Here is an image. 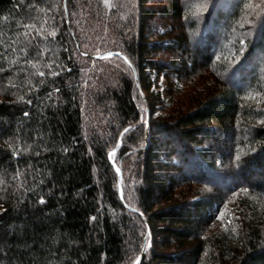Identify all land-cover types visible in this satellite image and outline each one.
Masks as SVG:
<instances>
[{"label":"trees","instance_id":"trees-1","mask_svg":"<svg viewBox=\"0 0 264 264\" xmlns=\"http://www.w3.org/2000/svg\"><path fill=\"white\" fill-rule=\"evenodd\" d=\"M261 52L264 0H0V264H264Z\"/></svg>","mask_w":264,"mask_h":264},{"label":"rangeland","instance_id":"rangeland-1","mask_svg":"<svg viewBox=\"0 0 264 264\" xmlns=\"http://www.w3.org/2000/svg\"><path fill=\"white\" fill-rule=\"evenodd\" d=\"M149 5L150 6H148V7H157V3H155V2H151V3H149ZM171 21V19H169V22ZM154 25V24H153ZM152 25V26H153ZM189 44H190V50L192 51V49H193V44H192V41L191 42H189ZM262 59L263 58V60H264V55H263V53L261 52V53H259V55H258V59ZM254 70H256V65H254V68H253ZM226 79L228 80V82L230 83V86H232L233 88H235V89H238L239 87H237L235 84H233V82L231 81V78L230 77H226ZM159 85H160V88H159V91L161 92V98L163 99H165V101L167 102V98L165 97V94L163 93V89H164V87H165V82L163 81V79H161L160 80V82H159ZM161 114V112H159V111H157V113H156V115H160ZM230 133V131H226V134H229ZM218 146H220L221 147V145L220 144H218ZM226 147L225 148H223L222 150L225 152V153H228L229 151H230V143H227L226 145H225ZM179 175H181V176H186L187 175V172L185 171V170H181L180 171V174ZM239 182V181H238ZM216 187H220V185H215Z\"/></svg>","mask_w":264,"mask_h":264},{"label":"snow or ice","instance_id":"snow-or-ice-1","mask_svg":"<svg viewBox=\"0 0 264 264\" xmlns=\"http://www.w3.org/2000/svg\"><path fill=\"white\" fill-rule=\"evenodd\" d=\"M104 3L105 4H107L108 3V0H104ZM49 35H55V33L54 32H52V33H49ZM108 56H111L112 55V53H108L107 54ZM41 75H43V73H41ZM25 115H28V113H25ZM125 131H128L127 129H125ZM64 151H67V149H64ZM114 149H113V151L112 152H109V158L111 159L112 158V156H113V154H114ZM117 171H119V169H117ZM41 203H43V200L41 199V201H40Z\"/></svg>","mask_w":264,"mask_h":264},{"label":"water","instance_id":"water-1","mask_svg":"<svg viewBox=\"0 0 264 264\" xmlns=\"http://www.w3.org/2000/svg\"><path fill=\"white\" fill-rule=\"evenodd\" d=\"M114 55H116V54H115V53H112L111 56H114ZM88 57H90L91 59H96V58H97V56H91V55H88ZM132 69H133V68H132ZM133 73H134V77H135V79H136V74H135L134 70H133ZM119 183H120V172H119L118 184H119ZM118 187H119V185H118ZM133 212L137 213V212L134 211V210H133ZM143 257H144V254L142 253L141 258H140V260H139V262H138L137 264H139V263L141 262V260H142Z\"/></svg>","mask_w":264,"mask_h":264}]
</instances>
